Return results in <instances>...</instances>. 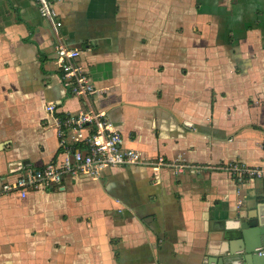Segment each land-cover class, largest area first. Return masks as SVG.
<instances>
[{"label": "crops", "instance_id": "crops-1", "mask_svg": "<svg viewBox=\"0 0 264 264\" xmlns=\"http://www.w3.org/2000/svg\"><path fill=\"white\" fill-rule=\"evenodd\" d=\"M50 1L123 145L205 168L115 167L0 196V264H204L239 247L225 221L264 214V180L220 167L264 166V0ZM54 43L37 0H0V177L53 159L54 116L84 108Z\"/></svg>", "mask_w": 264, "mask_h": 264}, {"label": "built area", "instance_id": "built-area-1", "mask_svg": "<svg viewBox=\"0 0 264 264\" xmlns=\"http://www.w3.org/2000/svg\"><path fill=\"white\" fill-rule=\"evenodd\" d=\"M37 2L39 13L49 24L55 39L51 56L61 74L62 85L72 96L80 98L84 108L69 112L62 118L54 116L57 155L41 165L20 163L9 174L0 177V196L16 195L25 199L36 190L58 189L68 179H99L106 170L115 167L148 166L154 171L167 168L173 174L205 168L180 159L168 160L161 155L149 158L140 151L125 147L122 133L111 126L105 112L98 110L93 103L96 90L76 63L79 51L62 43L59 31L62 23L52 2ZM55 108L54 102L45 105L49 113H53ZM220 168L229 171L237 181L264 180V166L234 160ZM154 181L160 182L157 174H154Z\"/></svg>", "mask_w": 264, "mask_h": 264}, {"label": "water", "instance_id": "water-1", "mask_svg": "<svg viewBox=\"0 0 264 264\" xmlns=\"http://www.w3.org/2000/svg\"><path fill=\"white\" fill-rule=\"evenodd\" d=\"M255 217L239 216V219L225 221L226 240L241 244L216 257L207 258L204 264H264V214L257 209ZM253 219H256L253 221ZM239 242H235V244Z\"/></svg>", "mask_w": 264, "mask_h": 264}, {"label": "trees", "instance_id": "trees-1", "mask_svg": "<svg viewBox=\"0 0 264 264\" xmlns=\"http://www.w3.org/2000/svg\"><path fill=\"white\" fill-rule=\"evenodd\" d=\"M61 118L63 117V115H59Z\"/></svg>", "mask_w": 264, "mask_h": 264}]
</instances>
